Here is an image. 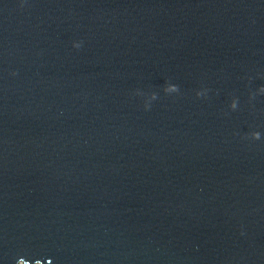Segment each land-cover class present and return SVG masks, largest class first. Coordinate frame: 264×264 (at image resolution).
Returning a JSON list of instances; mask_svg holds the SVG:
<instances>
[{"label": "water", "instance_id": "water-1", "mask_svg": "<svg viewBox=\"0 0 264 264\" xmlns=\"http://www.w3.org/2000/svg\"><path fill=\"white\" fill-rule=\"evenodd\" d=\"M0 264H264V0H0Z\"/></svg>", "mask_w": 264, "mask_h": 264}]
</instances>
